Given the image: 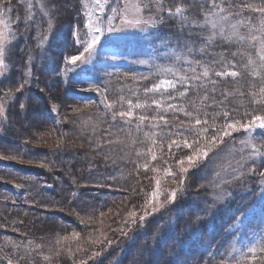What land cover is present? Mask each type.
I'll return each mask as SVG.
<instances>
[{"label": "trees", "instance_id": "1", "mask_svg": "<svg viewBox=\"0 0 264 264\" xmlns=\"http://www.w3.org/2000/svg\"><path fill=\"white\" fill-rule=\"evenodd\" d=\"M21 1L0 0V6L12 9L8 44L11 54L6 59L10 66L7 74L0 79V97L9 89L14 94L5 104V121L0 123V156L47 165L43 166L47 170H32L28 166L18 167L15 164L0 165V255L12 264H112L113 261L114 264H219L223 257L207 256L206 249L219 242L230 226L229 220L235 215L233 210L240 211L244 206L229 208L226 214L224 211L222 215L219 213L210 226L206 222L201 223L198 233L194 235L195 239L181 249L176 241H184L188 236L187 226H194V214L199 206L196 194L190 193L191 186L179 189L176 206L172 210L158 211L141 222L140 217L145 212L144 204L151 197L155 182L159 180L163 187L164 183L170 181L171 176L165 175L164 170L177 167L173 157L183 158L191 151L182 146H173L171 150L168 148L171 135L180 137L175 133L178 131V119L172 115L167 120L168 123H164L166 127L160 126L154 131L146 125L139 127V130L135 129V122L129 121V117L117 116L115 119L124 120L127 125H112L111 113L118 111L123 105L118 104L121 102L118 98L121 97L114 96L113 91L108 90L111 93L108 101H112V97L118 98L113 100L115 103L111 112H106L95 99H78L71 94L68 84L57 74L63 67L59 54L69 57L78 51L72 36L84 28L80 0H40L41 5H55L57 12L45 45L46 56L50 57V66L56 73H43V65L29 66L30 53L40 51L37 36L47 30L48 17L38 11L31 21L26 22L27 15ZM142 1L147 6L144 10L146 16L157 20L153 28L158 39L168 48L182 53L188 60L193 57L202 62L211 59V56L202 57L198 52L188 54L182 42L187 37L188 29L182 30L178 21L169 17L166 12L157 14L155 0ZM163 2L166 7H170L177 0ZM200 2L202 0H184V3L191 6L187 14L203 19L199 9ZM245 2L259 3V0ZM230 3L231 0H227L222 6L227 8ZM235 3L237 7L228 10L233 13L239 11L241 15L232 17L233 22L235 19L252 16L253 23H258L255 19L258 14L240 9L238 5L241 0H235ZM17 16L20 17L19 20ZM160 17H163L162 22ZM241 32L246 33L247 28L242 27ZM243 47L254 53V49L248 48L246 44ZM236 48L235 44L229 45L217 40V44L211 46L209 51L228 54ZM229 58L234 62L241 59ZM195 66L189 64V68L185 70L188 76L200 74L201 68ZM26 67L32 69L30 77L24 75ZM192 67L196 68V73L191 71ZM134 72L133 69H125L110 78L122 86L125 81H129L128 76H134ZM136 77L144 79L136 84L137 89H145L154 84V79L148 74L141 73ZM25 78L28 83L20 92H15ZM211 79L218 80L219 83L215 86L216 91L209 92V96H214L217 102L223 103L212 104L211 99L206 101L213 108L217 105L214 108L217 112L213 108L208 110L196 105L201 109V119H207L208 125H195L193 117L185 114L182 116L186 121L183 123L184 134L190 143L197 137L196 129L208 127L209 131L205 135H213V129L209 127L213 123V117L216 124L225 123L222 122L223 116L216 113L228 111L230 120L241 122L250 119V115L245 113L264 114V105L252 104V97L247 95V81L251 77L246 76L240 83H235L231 78L211 76ZM206 87L211 89L213 85L206 84ZM233 87L243 91L245 95L241 96L237 92L225 99L222 91L232 90ZM191 92H194L193 81L188 87L184 109L193 111L195 116L196 111L189 103ZM20 103H24L23 109L20 108ZM53 104L64 112L66 122L62 125L51 120L50 108ZM204 112L208 115L205 116ZM183 120L179 122H184ZM93 122L96 125H92ZM192 125H195L194 129ZM145 133H149V136H145ZM231 137H225L224 140L231 142ZM199 139L203 145L205 140L202 137ZM153 140L156 141L155 144L152 143ZM218 147L212 148L210 153H215ZM149 148L155 152L156 160H152L148 154ZM137 152L142 155L138 156ZM145 164L148 168L144 167ZM204 165L203 161L199 162L195 165V170ZM17 181L27 188L26 196H15L6 190L9 183ZM43 182L47 184L44 185ZM130 212H135L136 216H129ZM74 217L87 221L88 226L79 224ZM98 221H102L104 225L98 227ZM161 228L169 231L170 237L160 242L154 237ZM97 230L101 237L99 240L95 238L94 231ZM256 255L262 257L264 253L258 251ZM250 256L244 255L239 261L241 264H264L260 259L253 261L246 258Z\"/></svg>", "mask_w": 264, "mask_h": 264}, {"label": "rangeland", "instance_id": "2", "mask_svg": "<svg viewBox=\"0 0 264 264\" xmlns=\"http://www.w3.org/2000/svg\"><path fill=\"white\" fill-rule=\"evenodd\" d=\"M21 2L27 15L28 0H22ZM31 2L33 4V15L35 12H42L40 0H31ZM124 4L125 0H108V4L105 6L103 13L95 12L93 14L94 19L99 17V23L104 29V32L100 36L99 44L96 45V51L92 57V61L86 64L78 62L76 66L68 65L66 63V57L59 54V57L63 62V67L57 75L68 84L70 92H72L71 94L74 97L88 100L95 99L96 102L106 110V112L111 111L105 105L113 103V100L118 98L112 97V101H108L107 99H110L109 94H111L108 90L113 91L114 96L117 95L123 97V100L118 98L121 101L118 102V104L123 103L118 111L128 110L129 106L126 103L127 100H132L133 103H136L138 100L142 103H146V107L144 108L133 109V116L127 118L129 121L133 120V122H135L133 125L135 129H137L138 124L139 127L146 125L148 129L152 131L158 129L160 126L166 127L163 121L160 123L158 120H151V117L163 115L165 119L168 120L172 115H175L173 118L178 119L176 125V130L178 131H175V133L180 137L177 138L175 134L174 136L171 135L168 139V144L171 140L181 141L182 139L187 138V136L184 134V126H181V122H179V120H183L182 116H184V112L179 111L178 109L186 106L185 98L187 95L181 97L178 95V92L184 91V88L186 86L189 87L190 84L188 82H178L176 83L175 89H167V91L161 89L159 92H145V89L136 88V84L144 80L143 78L136 76L141 73L148 74L154 79V84L159 83L161 80L178 81L181 75H187V71L185 72V70L189 68V63L185 61V56L182 53L181 58L177 59L176 57L180 53L171 50L161 39L159 40L158 34L153 27H147L146 32H141L139 29L124 26L120 16L117 15L113 19L111 26L113 29L119 30H114L112 32L107 31L109 27L108 17L113 15L111 9L117 8L119 11L120 9H123ZM143 17L148 19L145 11L143 12ZM86 19L83 10L84 28L81 32L73 34L72 40L75 41V43L77 33L80 34L81 38H84V33L87 31L85 28ZM10 20V12L0 13V21H3V23H0V30L4 31L9 42ZM5 24L8 27H5ZM37 38L38 42H40V36H37ZM217 40H219V38ZM46 41L40 46L39 53H30L29 57L32 59L29 61L28 57V64L29 66L32 64L43 65L45 66L43 73L50 72L55 75V69L50 66V57L46 56ZM76 45L78 46V51H82V46L77 43ZM78 51L76 54H78ZM58 64L60 65V61ZM66 68H71L72 70L66 72ZM125 69L135 70L134 76L130 75L127 77L129 81H125V83L120 86L117 81L111 80V76L118 72H123ZM166 69H171V72L166 71ZM5 74H7V72ZM2 77L3 76H0V79ZM201 83L205 82L203 80L193 81V86H198ZM153 85H150L148 88H151ZM198 90L202 91L197 87H194V92H191L192 95L190 94L189 100L196 99V92ZM169 94L174 97V99H169ZM154 99L161 100L165 106L169 104L175 105L177 110L165 111L157 108L156 105L152 104V100ZM204 104L207 106L204 107V105L201 104V101L196 99L197 106L200 105L201 108H207L208 110L213 108V103L210 105L207 102H204ZM53 106H55V110H53ZM215 107H217V105H214V108ZM214 112L217 111L214 109ZM50 114L51 120L54 121L55 124L62 125L66 122L65 117L63 116L64 112H61V108L58 105H52L50 108ZM140 115L148 116L150 121L145 120L141 123L138 119ZM74 119H77L76 115L74 116ZM4 121L5 115L4 117H0V123ZM183 121V123L186 122L185 120ZM247 121L242 122L246 123ZM222 122L226 123L225 118L222 119ZM110 123L112 125L115 123H120L122 126L127 125L124 120H112ZM222 124L224 123L216 124V126L219 127ZM92 125H96V123L93 122ZM231 136H229V138H233L231 142L224 140V143L219 144V147L217 146L218 148L215 153L211 154L209 152V157L206 160H203L205 163L204 167L199 168L197 171L195 170L196 166H193L187 173H180L177 161L181 157H173L177 167L170 169L174 173V175H171V180L164 183L163 187L160 185L161 194L159 196V202L164 205L159 211L165 209L169 212L176 206V199L172 203L167 202V197L172 190H177L178 192L182 187L191 186V191L189 190L190 193L196 194V199L199 204L194 214L196 222L194 226H187L188 236L184 238V241H176L179 249L195 239L194 235L198 233V228L201 223L206 222V224L210 226L213 223V219L216 218L219 213L222 215L224 211V214H226L227 209L229 208H237L239 205L241 207L244 206L240 211L233 210L235 215L229 220L230 226L220 237L219 242L217 241L218 243L215 244V246L212 245L206 249L207 256L223 257V260H225L227 264H235V262L243 258L244 255H251L247 251L248 247L256 244L258 241H264V176L261 175V173L264 172V155L256 157H251L249 155L252 152L251 147L241 143L242 140L249 138V134L243 130L235 132ZM196 139H199V137H196ZM251 139L260 146L264 143V130H255L251 134ZM191 152L192 149L190 152L186 153V156L190 155ZM261 152L264 153V147L261 148ZM123 157L125 158L126 156L123 155ZM241 157H243V159H241ZM14 164L18 167L28 166L32 168V170H47V168L39 163L20 162L18 160L0 156V165L13 166ZM241 165H243V167H241ZM184 166L188 167V164L185 163ZM168 169L169 167L165 170ZM251 169H254V171H251ZM217 173H219V176H217ZM181 180H183L182 184ZM224 181H227V183ZM43 184L45 185L47 183L43 182ZM217 184H219V187L216 186ZM25 189L27 188L21 185L20 181L9 183L8 188H6L11 194L20 197L26 196ZM155 190L156 182L153 191ZM148 200L144 204L143 211L151 213L149 215L151 216L158 212H152V208L158 207V205H148ZM73 219L81 225L88 226L87 221L79 217H74ZM98 224V227L101 226V224L102 226L104 225L102 221H98ZM169 225H171V223H169ZM162 228L154 237V239L160 240V242L163 241V239L170 237L168 236L169 231H164ZM94 233H96L95 238L98 240L101 239L98 230L94 231ZM195 241L197 242V240ZM198 246L201 247L202 245L198 244ZM0 257H2L0 263L9 264L7 258L2 255H0ZM112 264H114V261Z\"/></svg>", "mask_w": 264, "mask_h": 264}, {"label": "snow or ice", "instance_id": "3", "mask_svg": "<svg viewBox=\"0 0 264 264\" xmlns=\"http://www.w3.org/2000/svg\"><path fill=\"white\" fill-rule=\"evenodd\" d=\"M227 0H202L199 3L200 12L203 14V19H197L196 16L189 15L190 5L184 3V0H177V2L170 7H166L164 5L163 0H155V11L157 14L166 12L169 17L176 19L183 30L184 28L188 29L187 37L183 39V45L188 54L199 53L203 56H211V59L207 61H203L201 59H193L188 60L185 57V61L187 63L195 64L196 66L202 69V72L198 75L194 74L192 76L181 75L178 81L173 80H161L159 83L154 84L151 88H145V92H159L161 89L167 91V89H175L176 83L178 82H188L190 84L191 81H205L206 83H201L198 86V89L202 91L196 92V99L201 101V104L206 107L207 105L204 102L209 101L211 99L212 103H223V101L217 102L213 97L209 96V92L214 93L216 91V85L219 83L218 80L211 79V76L220 77V78H231L235 83H240L244 81L245 77H251L250 80L247 81L248 85V93L247 95L251 96V103L257 105H264V0H259V3L245 2V0H241V3L238 7L242 10H246L250 13L258 14L255 19L258 23H253L252 16H246L242 19H235V22L232 21V17H240L241 13L238 12H230L228 9L231 7H237L235 0H231V3L228 7L222 6L226 3ZM82 8L84 10V16L87 18L85 23V28L87 31L84 33V38H81L80 34H76V43L82 46V51H78V54L71 55L66 57V63L68 65L76 66L79 63H90L92 61V57L96 51V45L100 42V36L103 34L104 29L101 27L99 23V17L93 18V14L95 12L103 13L105 6L108 4V0H80ZM207 5V7H205ZM147 6L142 3V0H125V4L123 9L118 11L117 8H112V16L108 17V29L107 31H118L119 29H113L112 21L113 19L119 15L123 25L129 28L139 29L141 32H146L147 27H155L157 24V20L154 17H149L145 19L143 17V12ZM28 13L26 16V22L31 21L33 19V4L31 0H28L27 3ZM12 9L4 8L0 6V13L3 12H11ZM41 11L44 16L48 17L47 19V30L40 35V42L38 47L42 46L44 41L48 38V32H50L53 28V18L57 14L55 11V5L49 7L47 4L41 5ZM223 13V15H221ZM19 20L20 17L17 16ZM163 17H160V21L162 22ZM3 23V21H0ZM5 27H8L5 24ZM247 28V32H241V28ZM193 29H199L200 31H193ZM11 31V29H9ZM220 41L227 43L229 45H237L235 51H230L228 54L224 52H210L209 49L211 46L217 44V39ZM9 40L4 31L0 30V76H4L5 73L9 69V63H6V59L10 56V50L8 48ZM199 45L195 47V45ZM247 45L248 48L254 49V53L252 51H248L244 48V45ZM218 46V45H217ZM182 54L177 55V59L181 58ZM240 57V60H236L234 62L233 59ZM31 57H29V61H31ZM243 61V62H241ZM143 62V61H141ZM71 68H66L65 71H71ZM166 71L171 72V69H166ZM191 71L196 73V68L192 67ZM25 77H30L32 75L31 67H26ZM257 81L259 83H257ZM28 83V79L25 78L23 83H21L16 89L15 92H20L25 85ZM206 84H211L213 87L208 89ZM243 96L245 93L240 91L239 89L233 87L232 90H224L222 91V95L225 99L230 95H235L236 93ZM188 93V87L184 88V91L178 92V95L183 97ZM13 91L9 89L4 93V96L0 97V117H4L5 115V104L7 100L13 98ZM169 99H174L169 94ZM123 100V97L120 98ZM196 99L190 100L189 103L192 105L193 109L196 111V115L194 116L193 111L185 110L183 107L179 108V111L184 112L186 116L193 117L195 120V125H208L207 119H201L199 112L200 109L196 106ZM114 103H108L105 106L108 109H112ZM128 104L127 111H113L112 119L115 120L117 116L124 117H132L133 109L144 108L146 107V103H142L139 100L136 103H133L132 100H127ZM152 104L156 105L157 108L167 110H177L175 105L169 104L164 105L161 100L154 99L152 100ZM24 103H20V108H24ZM53 110H55V106H53ZM79 111V109H77ZM204 115L207 116L208 113L204 112ZM216 115H222L223 118L227 121L221 126L217 127L215 124V117H213V123L209 125L213 129V135L210 137L205 134L208 133V127H202L200 129L195 130V135L197 137H202L205 140V143L201 145L200 139H195L191 143L187 138L182 139L181 141L171 140L168 145L169 150L173 146L176 148H187L192 149L190 155H187L177 161L179 165L180 173L184 174L189 171V169L199 162L206 160L209 157V152L212 148L217 147L219 144L224 143L225 137L231 136L235 132H239L243 130L244 132L249 134V138L242 140L241 143L247 146H250L252 152L249 154L251 157L262 156L264 153L261 152V148L264 147V143L258 146L254 140L251 139V134L257 130H264V114H249L245 113V115H250V119L244 123L240 120H230V113L228 111H223L222 113H216ZM139 121L142 123L145 120H148L149 117L146 115H140L138 117ZM152 120L163 121L165 124L168 121L165 119L163 115L153 116ZM183 122H181V126ZM195 125H192V128H195ZM137 130H139V124L137 125ZM145 136H149V133H145ZM135 143V141H133ZM153 144L156 143L155 140L152 141ZM138 156L142 155V153L137 152ZM148 154L151 155L152 160H156L157 156L155 152L149 148ZM243 159V157H241ZM185 163L188 164V167H185ZM239 163V161H238ZM47 166V165H43ZM145 168H148V165H144ZM243 167V165H241ZM153 171H158V169H153ZM254 171V169H251ZM165 175L171 176L174 173L168 169L165 170ZM264 176V172L261 173ZM219 176V173H217ZM227 183V181H224ZM183 180H181V184ZM219 187V184L216 185ZM160 181H156V190L151 193V198L148 200V205L157 204L158 207H153L152 212L159 211L160 208L164 207L163 204L159 202L160 196ZM177 195V190H172L167 197V202L172 203L175 201ZM151 213L145 212L143 216L140 217L141 222L150 215ZM129 216L135 217V212H130ZM133 222H135L133 220ZM111 243V241H109ZM248 253L251 254L250 257H246L247 259H251L253 261L260 259L264 262V256L257 257L256 253L259 251L264 253V241H258L256 244H253L248 247ZM243 255V254H242ZM47 259V257H46ZM11 264V261H9ZM219 264H227L225 260H221ZM235 264H241L239 260L235 262Z\"/></svg>", "mask_w": 264, "mask_h": 264}, {"label": "bare ground", "instance_id": "4", "mask_svg": "<svg viewBox=\"0 0 264 264\" xmlns=\"http://www.w3.org/2000/svg\"><path fill=\"white\" fill-rule=\"evenodd\" d=\"M29 174V173H28Z\"/></svg>", "mask_w": 264, "mask_h": 264}]
</instances>
